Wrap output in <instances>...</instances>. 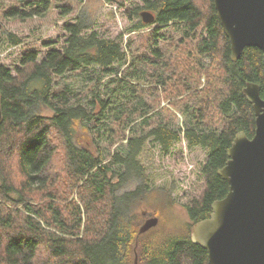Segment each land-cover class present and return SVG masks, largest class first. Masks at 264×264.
Instances as JSON below:
<instances>
[{
	"label": "trees",
	"instance_id": "trees-1",
	"mask_svg": "<svg viewBox=\"0 0 264 264\" xmlns=\"http://www.w3.org/2000/svg\"><path fill=\"white\" fill-rule=\"evenodd\" d=\"M142 2L128 18L149 11L156 28L141 49L124 46L123 34L91 30L82 14L65 27L63 47L27 49L15 72L0 63V264H134L136 256L139 264H211L192 228L229 192L218 172L236 136L255 134L244 88L257 84L264 98L263 53L248 47L232 60L214 0ZM58 3L16 0L2 19L45 18ZM58 8L75 11L67 0ZM145 27L141 18L132 29ZM175 27L182 38L168 40L163 29ZM2 39L23 44L13 33ZM70 75L83 86L66 82ZM184 140L207 152L203 189L183 205L189 222L162 231L161 219L139 234L146 218L160 217L140 212L155 197L145 147L167 155Z\"/></svg>",
	"mask_w": 264,
	"mask_h": 264
},
{
	"label": "water",
	"instance_id": "water-1",
	"mask_svg": "<svg viewBox=\"0 0 264 264\" xmlns=\"http://www.w3.org/2000/svg\"><path fill=\"white\" fill-rule=\"evenodd\" d=\"M223 30L230 41L232 60L245 49L256 47L263 53L264 0H214ZM144 24L155 22L149 11L141 13ZM260 86L248 83L244 94L256 116L252 138L239 133L228 151L229 160L218 174L228 182L227 196L212 205V213L192 228V240L208 252L211 264H264V98ZM3 121L0 91V125ZM147 219L139 234L159 224ZM134 264H139L136 256Z\"/></svg>",
	"mask_w": 264,
	"mask_h": 264
},
{
	"label": "rangeland",
	"instance_id": "rangeland-1",
	"mask_svg": "<svg viewBox=\"0 0 264 264\" xmlns=\"http://www.w3.org/2000/svg\"><path fill=\"white\" fill-rule=\"evenodd\" d=\"M59 1V0H58ZM74 7L75 11L62 16L58 7L63 6L65 0L56 4L57 8L45 18H34L28 22L4 21L2 12L4 8L15 5L16 0H0V63L15 72L20 66L22 55L29 48H37L41 55L48 51L47 44L56 48L65 45L67 39L66 26L76 22L78 16L84 15L92 23V29L100 35L109 38H117L123 34L124 46L129 41L133 42L135 48L142 46V39H150L154 24L148 25L140 31H134L133 26L141 20V17L134 16L131 21L128 18V9H137L143 6L142 0H67ZM123 3L124 6L121 5ZM144 12V10H141ZM90 32V31H89ZM166 38L179 40L183 32L177 28L163 29ZM6 33H13L23 40L20 46H11L2 38ZM66 82L74 84L75 87L83 86V77L70 75ZM167 105V103H163ZM179 125L183 126V117L179 119ZM151 176V186L154 188L155 197H151L148 205L140 209L141 213L160 212L159 220L162 221L161 230H173L175 226H181L189 222L184 209L191 199L200 195L204 179L201 176V167L207 160V152L201 148L189 149L184 140L177 144L167 155H163L159 148L153 143L147 144L141 156ZM135 184L123 188L121 192L132 190ZM162 189L170 194L160 196L158 190ZM151 217L146 218L149 219ZM145 220V221H146ZM144 221V222H145ZM160 222V221H159Z\"/></svg>",
	"mask_w": 264,
	"mask_h": 264
}]
</instances>
